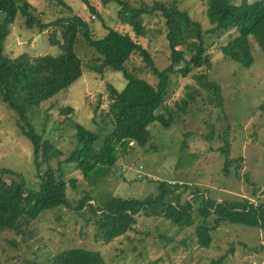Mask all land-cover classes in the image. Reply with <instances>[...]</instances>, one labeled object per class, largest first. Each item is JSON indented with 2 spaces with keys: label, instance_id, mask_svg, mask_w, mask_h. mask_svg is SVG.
I'll use <instances>...</instances> for the list:
<instances>
[{
  "label": "rangeland",
  "instance_id": "1",
  "mask_svg": "<svg viewBox=\"0 0 264 264\" xmlns=\"http://www.w3.org/2000/svg\"><path fill=\"white\" fill-rule=\"evenodd\" d=\"M30 1L38 14L45 15L44 22L78 15L88 21L92 37L100 38L112 28L129 34L145 47L159 69L170 62L164 17L154 9L156 4H169L170 0H120L132 9H143L139 13L144 25L142 35L122 20L118 12L123 5L116 0H88L99 15H92L84 0ZM232 1L239 4L242 0ZM206 2L177 0L180 10L198 21L205 32L212 25L208 22ZM3 16L0 12V21ZM7 29L4 52L11 58L21 53L35 56L60 52L57 45L48 41L50 29L32 34L19 15ZM212 34L206 33L205 40L211 60L209 69L195 68L185 77L170 75L165 101L167 110L172 112L170 124L150 123L145 144L131 141L133 147L125 155L119 153L109 174L94 186L74 163H63L65 193L71 206L43 210L17 230L0 229V264H52L55 255L70 248L96 251L106 264H264V230L228 220L216 224L219 215L203 217L197 205L191 218L183 223L164 215L140 214L132 229L110 239L98 231L93 215L75 209L87 193L93 197L99 193L140 199L155 196L160 181H166L169 188L178 183L174 195L182 205L194 194L225 203L229 208L244 200L264 202V114L260 109L264 100V52L251 42L254 62L245 67L221 52L228 34L221 39ZM79 55L90 58L91 51L80 48ZM132 62L140 67L137 75L155 86L158 80L141 57L135 55ZM200 72L216 88L203 86L191 75ZM125 83L119 71L104 69L100 74L88 69L65 90L37 107H29L26 120L41 136L37 156L23 132L28 130L27 124L18 121L16 113L0 100V167L12 172L3 178L10 182L19 180L21 175L25 182L36 185L35 158L41 172L48 166L56 170L58 161L63 162L76 146L73 124L91 131L100 129L98 125L111 103L108 86L121 90ZM66 106L72 112L64 119L60 110ZM167 110L162 109L168 118ZM44 140L47 142L43 144ZM45 145L54 146L59 155L53 154L46 161ZM129 160L138 164H127ZM202 225L214 226L207 232L210 239L205 247L198 240L197 229Z\"/></svg>",
  "mask_w": 264,
  "mask_h": 264
},
{
  "label": "trees",
  "instance_id": "2",
  "mask_svg": "<svg viewBox=\"0 0 264 264\" xmlns=\"http://www.w3.org/2000/svg\"><path fill=\"white\" fill-rule=\"evenodd\" d=\"M102 1L106 3L110 0ZM116 1L123 5L118 12L122 20L132 25L138 35H142L144 25L139 19V13L143 9H132L126 2ZM60 2L63 3L62 0ZM84 2L92 15H99L88 0ZM206 4L208 22L212 24L206 32L198 21L191 19L186 11L180 10L177 0L155 5L154 9L159 10L164 17L171 50L169 64L159 69L148 50L127 33L108 28L102 37L94 38L88 21L78 15L44 22L45 15L42 12L38 14L30 0H0V12L4 15L0 21V100L16 113L18 121L23 120L27 124L28 130L23 132L32 142L35 156L41 146V136L26 120L29 107H37L68 88L80 78L84 70L91 69L101 74L104 69H111L121 72L126 80L121 90L108 86L111 103L102 116V123L98 125L100 131H91L78 123L73 124L76 146L63 162L58 161L56 170L48 166L41 172L40 164L34 159L35 178L38 182L36 185L25 182L21 175L19 180L7 182L3 175L12 172L0 167V229L17 230L20 224H28L43 210L71 206L65 193L63 163H74V167L80 169L84 178L94 186L109 174L111 167L116 164L118 154L125 155L133 147L129 144L131 141L136 145L145 144L148 137L147 126L150 123L159 121L168 126L172 112L167 110L165 101L170 75L180 74L185 77L195 68L209 69L211 60L205 46L206 33H213L217 39L227 33L221 52L224 57L245 67L254 62V45L251 42L256 43L264 52V0L251 3L242 0L239 4L232 0H207ZM18 15L23 18L24 25L32 34L45 30L48 32L50 29L48 41L51 45H57L60 52L56 55L35 56L21 53L14 58L6 54L4 41L8 34L7 28L10 29ZM80 48L91 51V57H81ZM135 55L141 57L157 78L155 86L137 75L140 67L133 65L132 58ZM191 75L197 77L203 86L216 88L206 81L207 76L202 72ZM162 109L167 110L168 118ZM260 109L264 114V100ZM60 112L65 114V119L72 108L66 106ZM19 126L23 128V125ZM44 142L47 140L43 144ZM221 150L226 151L223 148ZM59 152L54 146L45 145L44 158L47 161L53 154L58 156ZM126 163L138 164L134 160ZM74 181L75 179L70 181L72 185ZM166 184V181H160L159 193L142 199L102 193L93 197L87 193L79 199L75 209L83 214L93 215L98 231L104 232L107 239L132 229L140 214L164 215L183 223L191 218L195 205L203 217L218 214L216 224L228 220L264 230V202L255 204L244 200L242 203H232L233 208H229L225 203L194 194L191 200L182 205L174 195L178 183L173 188L166 187ZM236 206L241 209H234ZM212 228L214 226L198 227L201 246L208 245L210 238L207 232ZM52 264L106 263L96 251L70 248L55 255Z\"/></svg>",
  "mask_w": 264,
  "mask_h": 264
},
{
  "label": "built area",
  "instance_id": "3",
  "mask_svg": "<svg viewBox=\"0 0 264 264\" xmlns=\"http://www.w3.org/2000/svg\"><path fill=\"white\" fill-rule=\"evenodd\" d=\"M133 164V163H132ZM133 165H135V164H133Z\"/></svg>",
  "mask_w": 264,
  "mask_h": 264
}]
</instances>
